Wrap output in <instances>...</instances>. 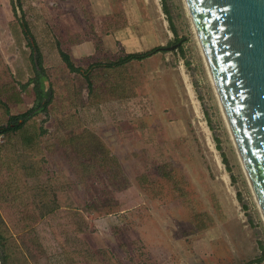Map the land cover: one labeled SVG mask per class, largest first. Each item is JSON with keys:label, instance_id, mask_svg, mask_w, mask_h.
Returning a JSON list of instances; mask_svg holds the SVG:
<instances>
[{"label": "rangeland", "instance_id": "rangeland-1", "mask_svg": "<svg viewBox=\"0 0 264 264\" xmlns=\"http://www.w3.org/2000/svg\"><path fill=\"white\" fill-rule=\"evenodd\" d=\"M94 2L0 0V264H264L183 0Z\"/></svg>", "mask_w": 264, "mask_h": 264}, {"label": "water", "instance_id": "water-1", "mask_svg": "<svg viewBox=\"0 0 264 264\" xmlns=\"http://www.w3.org/2000/svg\"><path fill=\"white\" fill-rule=\"evenodd\" d=\"M183 3L264 221V0Z\"/></svg>", "mask_w": 264, "mask_h": 264}, {"label": "trees", "instance_id": "trees-1", "mask_svg": "<svg viewBox=\"0 0 264 264\" xmlns=\"http://www.w3.org/2000/svg\"><path fill=\"white\" fill-rule=\"evenodd\" d=\"M59 54H60L61 59L64 61V63L66 64V66L68 67V69L71 72H79V71H81L79 68H77V67L74 66L73 62L71 61V59H70V57H69V55L67 53H65L62 50H60L59 51ZM149 55H150V53L128 54L124 58H122L119 61H117L116 63L106 65V67H112V66L126 64V63H128L130 61H133V60H143L144 58H146ZM38 64H39L40 70L42 71V65H41L40 58H39ZM101 65L102 64H96V65H93V66H101ZM85 75H86V72H84V76ZM43 81H44V77H42L39 72H36V78L34 80L28 82V83H34L36 96L38 98H40L42 96V94H43V84H42ZM40 110L41 111H44V108H42ZM29 111L30 110H28L27 112H29ZM27 112H25V113H27ZM22 117H26V114H22ZM20 129H21V126L20 125L13 124V126L6 127L5 129L4 128L3 129L0 128V135L7 134L9 132H13V131L20 130Z\"/></svg>", "mask_w": 264, "mask_h": 264}, {"label": "crops", "instance_id": "crops-1", "mask_svg": "<svg viewBox=\"0 0 264 264\" xmlns=\"http://www.w3.org/2000/svg\"><path fill=\"white\" fill-rule=\"evenodd\" d=\"M91 2L94 4V6H93V11L95 10L96 12H95V14L97 15L98 14V6H96V3L94 2V0H91ZM84 9H86V8H84ZM84 13V12H83ZM94 14V15H95ZM95 15V19L97 20V16ZM85 23V22H84Z\"/></svg>", "mask_w": 264, "mask_h": 264}, {"label": "bare ground", "instance_id": "bare-ground-1", "mask_svg": "<svg viewBox=\"0 0 264 264\" xmlns=\"http://www.w3.org/2000/svg\"><path fill=\"white\" fill-rule=\"evenodd\" d=\"M186 10V9H185ZM194 33V32H193ZM219 104V103H218ZM220 107V106H219ZM223 115V114H222ZM224 117V116H223ZM225 120V119H224ZM226 126H227V124H226ZM228 128V127H227ZM229 131V130H228ZM229 134H230V132H229ZM231 136V135H230ZM231 139H232V137H231ZM232 142H233V140H232ZM233 145H234V143H233ZM234 149H235V151H236V153H237V150H236V148H235V145H234ZM237 156H238V153H237ZM238 159H239V161H240V158H239V156H238ZM240 163H241V161H240ZM241 167L243 168V166H242V163H241ZM243 171H244V169H243ZM244 173H245V171H244ZM245 176H246V174H245ZM247 178V177H246ZM247 181H248V179H247ZM249 183V182H248ZM250 185V184H249ZM253 193V192H252ZM260 211V210H259Z\"/></svg>", "mask_w": 264, "mask_h": 264}]
</instances>
